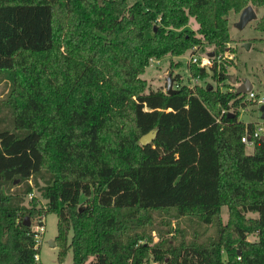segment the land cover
Segmentation results:
<instances>
[{"label":"trees","instance_id":"16d2710c","mask_svg":"<svg viewBox=\"0 0 264 264\" xmlns=\"http://www.w3.org/2000/svg\"><path fill=\"white\" fill-rule=\"evenodd\" d=\"M247 6L264 0H0V75L11 83L0 106V264H40L31 227L43 212L57 216V264L69 252L71 264H264V134L248 155L241 138L258 125L238 120L255 102L234 86L188 88L177 75L167 95L141 79L153 59L229 52L228 15ZM225 69L193 64L190 75L221 84ZM38 177L45 208L20 207ZM167 210L216 225L217 238L149 244L151 212Z\"/></svg>","mask_w":264,"mask_h":264},{"label":"rangeland","instance_id":"374dc122","mask_svg":"<svg viewBox=\"0 0 264 264\" xmlns=\"http://www.w3.org/2000/svg\"><path fill=\"white\" fill-rule=\"evenodd\" d=\"M127 1L131 4L134 0ZM253 9L256 14V19L249 22L242 29L236 27L241 12L230 13L228 15L229 35L231 39L229 48H231V50L229 49V52L226 51L224 54L218 55L213 61V65L214 63L218 66L223 64L226 68V74L230 77H235L236 82L237 80H241L242 82L248 80L250 82L252 85V92L255 94V99L247 98V100H253L255 104L246 103L245 108H242L239 112L238 120L244 124L257 123L258 126L264 128V120L260 119L259 113V108L262 104L258 103L259 100L264 101V33L255 30V24L264 16V6ZM197 28L198 25L196 21L193 18H190L187 29L195 31ZM146 35L147 37H151L150 33H147ZM210 52H212L211 48L207 46L203 50L193 48L180 57L168 56L158 60L153 59V62H150L145 73L141 76V79L145 80L149 88L152 90L162 89L165 91L168 79L172 80V88L176 89L179 85L175 84V77L177 75L182 79V84L186 85L188 88H194L195 86L204 87L209 84L213 89H219L220 92L232 90L233 85L230 84L229 81L217 84L210 79L198 80L190 75V68L193 66V63H191V57L197 56L200 58ZM229 55L232 56V59L228 58ZM155 62H158V64ZM213 65L205 68H208L211 71ZM5 76L6 75L2 73L0 75V106L2 105V102L7 100L10 92L11 83L8 78H6L7 76ZM246 153L248 155L252 154V147H246ZM35 182L37 187H34ZM28 183L33 190L27 197H24V200L19 206L30 208L31 200L35 199L37 203L36 210L39 208L44 209L46 201L42 198L40 193V188L45 185L43 179L38 177L35 180H30ZM42 215L45 217V232L39 245V263L57 264L58 252L55 241L57 235V216L54 213L46 214L44 212ZM246 216L255 218L256 214H246ZM151 217V227L154 228V231L150 234V241H147L151 245L160 242H170L171 244L178 246L181 243L189 244L193 241L207 244L217 238L218 229L216 225L206 226L196 217L192 216L178 217L175 210L153 211L151 212ZM220 219L222 225L227 223L228 211L226 207L221 209ZM35 222L33 223L36 224ZM257 239L258 238L255 234H248L246 237V240L249 243L256 242ZM51 241L55 244L54 248L49 246V242ZM71 263L72 254L69 252L64 264Z\"/></svg>","mask_w":264,"mask_h":264},{"label":"water","instance_id":"95a60500","mask_svg":"<svg viewBox=\"0 0 264 264\" xmlns=\"http://www.w3.org/2000/svg\"><path fill=\"white\" fill-rule=\"evenodd\" d=\"M255 19H256V14H255L254 9L251 6H247L245 9H243L241 11V13L239 15V20H238V22L236 24V27L238 29H242L249 22H251V21H253ZM207 56L209 58H213L214 57V53L210 52V53L207 54ZM205 71L208 74H211V71L208 68H205ZM230 84H232L233 86H236V90H235L236 95H246V94H248V93H250L252 91V85L250 84V82L248 80H246L243 83H240V84L237 85L235 77L232 76L230 78ZM172 86H173L172 80L168 79L167 80V86H166V89H165V93L167 95H171L172 93L176 92V90H173ZM259 113H260V119L264 120V104H262L260 106ZM156 134H157V130L149 132L148 134L142 136L141 139H140V145L143 146V147L149 145L154 140V138L156 137ZM263 138L264 137H262V139ZM24 226H26V227L30 226L29 220H27V223H25ZM49 246L51 248H54L55 247L54 242L53 241L49 242Z\"/></svg>","mask_w":264,"mask_h":264},{"label":"built area","instance_id":"2783aa9c","mask_svg":"<svg viewBox=\"0 0 264 264\" xmlns=\"http://www.w3.org/2000/svg\"><path fill=\"white\" fill-rule=\"evenodd\" d=\"M227 55V53H226ZM227 57V56H226ZM229 59H232V56H228ZM153 62V60H151ZM150 61V62H151ZM158 64V62H155ZM191 63L197 64L200 67H207L213 65V58H209L207 55H204L203 57H197L193 56L191 57ZM248 98L249 99H255V94L251 91L248 93ZM259 104H264V101L259 100ZM264 134V128L262 126H257L256 130L252 134L251 137L245 135L241 138V141L243 144H245L247 147H252L253 146V140L256 138H259L261 135ZM44 217H40L39 220L37 221L36 225L31 227V232L34 234V239H35V248H39V245L42 240V236L44 235L45 228H44ZM34 260L36 262L39 261L38 255L34 256Z\"/></svg>","mask_w":264,"mask_h":264}]
</instances>
